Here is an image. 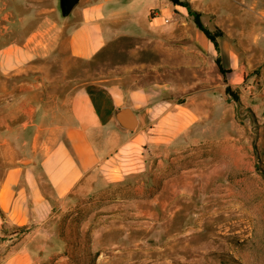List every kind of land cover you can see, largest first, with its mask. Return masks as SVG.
Segmentation results:
<instances>
[{
	"label": "crops",
	"instance_id": "1",
	"mask_svg": "<svg viewBox=\"0 0 264 264\" xmlns=\"http://www.w3.org/2000/svg\"><path fill=\"white\" fill-rule=\"evenodd\" d=\"M180 1L193 9L202 0ZM210 46L196 27L188 32L187 9L170 0H78L66 17L57 0H0V264H49L54 207L140 171L146 146H187L188 101H176L170 74L202 66ZM60 56L133 62L61 95L32 69ZM27 74L34 78L20 80ZM157 165L188 171L177 161ZM163 186L175 197L193 191L186 173Z\"/></svg>",
	"mask_w": 264,
	"mask_h": 264
},
{
	"label": "rangeland",
	"instance_id": "2",
	"mask_svg": "<svg viewBox=\"0 0 264 264\" xmlns=\"http://www.w3.org/2000/svg\"><path fill=\"white\" fill-rule=\"evenodd\" d=\"M195 6L202 24L218 33L219 53L210 46L202 66L170 74L180 87L176 101H188L187 146L178 153L146 146L140 171L54 207L49 264L56 258L64 259L61 264H264V0H202ZM189 31L195 33L188 16ZM121 62L133 61L60 56L36 61L32 69L63 95ZM168 76L161 71L163 81ZM159 161L188 166L190 198L163 186L185 173L159 167ZM56 241L64 248L57 249Z\"/></svg>",
	"mask_w": 264,
	"mask_h": 264
},
{
	"label": "trees",
	"instance_id": "3",
	"mask_svg": "<svg viewBox=\"0 0 264 264\" xmlns=\"http://www.w3.org/2000/svg\"><path fill=\"white\" fill-rule=\"evenodd\" d=\"M174 5H178V6H182L185 7L188 11V16L192 18L193 24L194 26L208 39V41L212 44L214 50L216 52L219 53V46L218 43L216 41V37L218 33H212L210 30H208L203 24L202 21L200 19V13L193 10L190 6L189 3L185 2V1H180V0H170ZM218 32V31H217ZM220 32V31H219ZM215 63L216 66L218 67L220 73L225 76L226 72L221 68V62H220V58L216 57L215 59ZM226 93L230 96H232V98L235 101H238V98L236 95H234L232 93V90L229 86H226L225 89Z\"/></svg>",
	"mask_w": 264,
	"mask_h": 264
},
{
	"label": "water",
	"instance_id": "4",
	"mask_svg": "<svg viewBox=\"0 0 264 264\" xmlns=\"http://www.w3.org/2000/svg\"><path fill=\"white\" fill-rule=\"evenodd\" d=\"M78 3V0H57V8L61 17L69 15L73 7ZM119 114V113H118ZM132 125H134V119H131Z\"/></svg>",
	"mask_w": 264,
	"mask_h": 264
}]
</instances>
